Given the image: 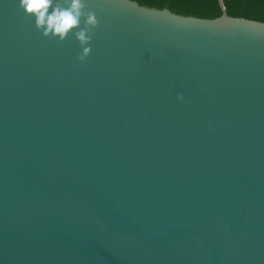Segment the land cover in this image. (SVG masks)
I'll return each instance as SVG.
<instances>
[{
    "label": "water",
    "instance_id": "water-1",
    "mask_svg": "<svg viewBox=\"0 0 264 264\" xmlns=\"http://www.w3.org/2000/svg\"><path fill=\"white\" fill-rule=\"evenodd\" d=\"M87 2L0 0V264H264V23Z\"/></svg>",
    "mask_w": 264,
    "mask_h": 264
},
{
    "label": "clouds",
    "instance_id": "clouds-1",
    "mask_svg": "<svg viewBox=\"0 0 264 264\" xmlns=\"http://www.w3.org/2000/svg\"><path fill=\"white\" fill-rule=\"evenodd\" d=\"M115 5L125 11L133 6L130 0H115ZM18 10L33 19L34 28L42 37L60 43L71 35L81 49L76 57L79 63H84L91 54V41L100 27V19L87 0H18ZM252 33L264 35V28ZM176 99L183 102L184 97L177 94Z\"/></svg>",
    "mask_w": 264,
    "mask_h": 264
},
{
    "label": "trees",
    "instance_id": "trees-1",
    "mask_svg": "<svg viewBox=\"0 0 264 264\" xmlns=\"http://www.w3.org/2000/svg\"><path fill=\"white\" fill-rule=\"evenodd\" d=\"M141 6L168 9L172 13L201 19L221 15L218 0H133ZM228 16L264 23V0H221Z\"/></svg>",
    "mask_w": 264,
    "mask_h": 264
}]
</instances>
